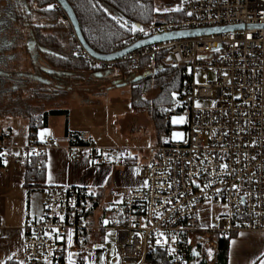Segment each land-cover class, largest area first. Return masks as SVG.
Instances as JSON below:
<instances>
[{
  "label": "built area",
  "instance_id": "built-area-1",
  "mask_svg": "<svg viewBox=\"0 0 264 264\" xmlns=\"http://www.w3.org/2000/svg\"><path fill=\"white\" fill-rule=\"evenodd\" d=\"M176 12L181 17L141 28L134 43L177 31L242 28L97 62L109 71L163 56V65L184 67L179 104L165 114L169 124L174 115L186 116L183 137H163L150 151L155 161L141 172L144 186L118 203L101 206L87 187H46L43 214L23 226V255L5 264H68L69 252L75 264H160L159 252L170 264H214L218 238L264 233V0H180ZM202 73L216 79L201 83ZM55 144L45 133L22 147L4 143L0 162L11 160L17 149L15 167L28 157L40 174L46 150ZM68 150L76 159L95 160L100 149L88 139L86 146ZM109 232L117 255L112 263L106 254Z\"/></svg>",
  "mask_w": 264,
  "mask_h": 264
},
{
  "label": "rangeland",
  "instance_id": "rangeland-1",
  "mask_svg": "<svg viewBox=\"0 0 264 264\" xmlns=\"http://www.w3.org/2000/svg\"><path fill=\"white\" fill-rule=\"evenodd\" d=\"M54 2L52 4H43L49 11V19L44 17L42 19L41 14L34 16V21L37 23L49 21L48 24L50 26H63L64 21L61 19L55 20L51 17L54 9H60L55 0ZM152 2L154 3L152 7L156 8L159 13L164 14L168 11L166 6L177 2V0H152ZM0 7L4 9L7 7L4 0H0ZM49 7L54 8L50 9ZM70 27L73 31L72 26ZM48 32L55 33L59 39L62 38V30L53 31L50 29ZM60 42L61 44L63 43L62 40ZM77 47L81 49L82 54L85 55V59L96 67L97 72L95 74L91 72L92 70H87L85 72L76 71L68 75L67 78L62 77L60 72H62L64 67L61 65L58 66L54 58H52L55 60L54 64L58 66L55 70L51 66L48 67L43 59L39 60L40 53L38 51L34 52V55L39 54L34 65V60H31V57L27 55L26 49L19 48L21 51L19 52V49L17 50L19 53L17 52L16 60L14 56L9 58L8 62H6L5 70L31 74L36 77L33 78L34 80L42 82L43 85L40 82L34 83L32 81L24 88L19 87L9 97H4L5 99L0 102V104L4 102V105L0 106V115L2 109L5 110L4 107L10 111L9 115H14L15 113L13 112L18 109H21L22 113L25 114L28 112L26 108L30 107L32 112L35 111L33 114L35 118H38L45 110H68L69 114L67 116H50L48 126L41 127L38 136L41 133L50 134L58 138L59 141H62L64 138L63 134H65L68 128L69 131H79L87 138L91 136V138L96 140L97 144L107 142V171L111 169L112 175L107 182V202L104 201V203L110 205L120 202L123 196L130 192H128V186L118 185L124 180L126 171L130 170L133 178L138 179L141 172L155 161V155L149 153V151L156 147L161 135L157 122L154 120L153 114H151L155 106L152 99L158 94V91L149 90L147 93L139 96L137 101L149 100L148 105H141V102H138L136 105L138 107H133L134 95L132 94L131 84L137 78L135 76L122 78L116 73L112 74L107 71L106 64L101 66L97 62L98 60L88 57L80 45ZM7 49L9 50V46ZM8 50L6 58L13 53ZM68 50L67 46L64 51L67 52ZM48 63L51 64L53 62L48 61ZM44 66L51 69L53 74H42L41 69H44ZM58 73L61 74L60 80L55 78ZM204 74L202 73L197 77L201 83L216 79L214 73H209L208 78H204ZM150 80L148 79L146 82ZM146 82L142 80L137 86L140 88ZM39 85H42L44 91L40 90L37 93L36 88ZM6 87H8L7 84ZM184 125L170 124V133L173 139H175L173 133L181 132L180 129ZM9 130L11 132V144H9L11 146L14 143H16L15 146L21 147L27 144L29 128L28 120L25 117L3 118L0 121V135L2 132ZM12 151L15 154L20 153L17 149ZM22 152L24 153V151ZM13 160L12 158L9 162L12 163ZM37 192L40 193V191ZM0 206L4 208L6 215L16 223H20L21 220L26 219V203L24 198H20L19 195L7 198L4 205L0 203ZM223 211L224 208L221 206L220 212ZM114 242L115 235L113 232H109L106 236V254L110 263L117 257Z\"/></svg>",
  "mask_w": 264,
  "mask_h": 264
},
{
  "label": "trees",
  "instance_id": "trees-1",
  "mask_svg": "<svg viewBox=\"0 0 264 264\" xmlns=\"http://www.w3.org/2000/svg\"><path fill=\"white\" fill-rule=\"evenodd\" d=\"M79 22L82 35L86 43L99 54H112L117 51L123 50L134 43V36L140 31L141 28H146L148 25L154 22L170 21L181 17L176 12V7L180 0L173 2L166 6L168 11L159 13L156 8H153L154 4L152 0H67ZM54 3L53 0H47L44 4ZM28 9L16 3L13 7L11 17L9 13L5 16L6 26L0 32V42L6 41L3 47H0V71L4 74H0V102L9 97L19 87H26L32 81L34 83L39 82L34 80L28 73L19 74L20 72L14 71L13 77L5 74L11 73V71L5 70L6 62H8L9 56L6 58L7 47L12 51V56L16 60L17 50L19 48L26 49L27 55L31 56L28 42L35 43L38 52L40 53V59H43L46 64L52 67L53 70L58 66H63L62 77L67 78L68 75L74 72H85L92 70L95 74L97 72L96 67L85 59V55L77 46L79 45L73 31L69 25L68 19L64 12L60 9H54L52 18L55 20L61 19L64 21L63 26H50L48 22L37 23L34 21V16L42 14V19L48 18V9L46 6L41 5L38 8H34L33 5H27ZM105 9L107 11H105ZM8 12V11H7ZM10 12V11H9ZM113 16L116 19H113ZM49 19V18H48ZM124 24V27H121ZM138 25L139 28L133 30L132 26ZM50 29L53 31L62 30V38L59 39L55 33L48 32ZM59 34V33H58ZM10 39V40H9ZM60 40L63 41L61 44ZM10 41V42H9ZM12 43V44H11ZM67 43L68 51L65 45ZM6 48V49H5ZM19 49V52L21 51ZM8 50V51H9ZM18 52V53H19ZM10 54V53H8ZM39 54L37 55V57ZM162 57L159 56L155 59H145L138 67H134L130 64H117L112 67L109 72L116 73L120 77L135 76L137 79L131 84L132 94L134 95L133 107L137 108V103L141 102V105H148L149 100L137 101L140 95L147 93L149 90H156L158 94L152 99L154 101L153 114L154 120L157 122L161 135H167L170 133V124L166 121L165 114L167 110L174 105H177L176 100L180 101L179 96L182 91L183 83L185 80V68H173L162 64ZM57 65L54 64L55 60ZM48 61L53 63L49 64ZM36 64V61H33ZM45 70L51 69L44 66ZM36 70V68H35ZM108 71V70H107ZM17 72V73H16ZM42 74H49V72L41 69ZM151 79L149 82L146 80ZM145 81L142 87L137 85L141 81ZM42 83V82H40ZM6 84L8 87H6ZM43 85V83H42ZM42 85L36 88L38 93L40 90L44 91ZM45 85V84H44ZM173 93H176V97H173ZM49 98V97H48ZM0 104V106H3ZM0 115V121L3 118L9 117H25L28 120L29 136L28 140L38 139L39 130L41 127H47L50 116H63L68 115V110H50L43 111L38 118L33 117L34 112L30 107L28 112L22 113L21 109L15 110L14 115H9L10 111L4 107ZM164 124H163V123ZM9 131L2 132L0 140L6 142L9 138ZM165 133V134H163ZM66 138L69 140L70 146H86L87 141L83 140L80 133L69 132L66 130ZM160 135V136H161ZM1 151V149H0ZM31 160L27 157L25 163L26 180L25 187L29 191L39 190L43 185L45 178L46 157L44 158V170L42 173L32 171L30 167ZM45 190V189H44ZM231 238H218L219 251L214 264H228L229 257V244ZM160 264H170L166 254L159 252Z\"/></svg>",
  "mask_w": 264,
  "mask_h": 264
},
{
  "label": "crops",
  "instance_id": "crops-1",
  "mask_svg": "<svg viewBox=\"0 0 264 264\" xmlns=\"http://www.w3.org/2000/svg\"><path fill=\"white\" fill-rule=\"evenodd\" d=\"M69 132L80 133L79 131ZM65 134H63L62 141L52 135L56 144L46 150L45 178L43 188L39 190L31 192L25 187V165L17 168L14 162H0V203L4 205L7 198L19 195L25 200L27 212L26 219L16 223L6 215L4 208L0 206V264L7 263L12 255L20 257L23 255V226L28 219L38 218L43 214L44 189L46 187H87L96 195L95 197L101 206H108L104 201L107 202V182L111 178L112 170L107 171V142L97 144L91 136L87 138L80 133L83 140L92 139L100 150L95 160L86 157L76 159L73 153L68 150L70 143ZM27 135L29 136V130ZM163 137L165 135L159 137L157 145L161 143ZM10 140L11 135L6 142L0 140V145L11 144ZM97 141L99 140L97 139ZM16 155L12 153V158L14 159ZM100 158L104 160L103 164L97 160ZM124 177V180L118 185L128 186V192L145 184L141 175L138 179L133 178L130 170L125 172ZM228 264H264V233L243 232L232 237L229 244Z\"/></svg>",
  "mask_w": 264,
  "mask_h": 264
},
{
  "label": "water",
  "instance_id": "water-1",
  "mask_svg": "<svg viewBox=\"0 0 264 264\" xmlns=\"http://www.w3.org/2000/svg\"><path fill=\"white\" fill-rule=\"evenodd\" d=\"M57 3L61 6L62 10L65 12L66 16L68 17L69 22L71 23V26L73 28L74 34L77 36L79 43L85 53L90 56L91 58L101 61V62H110L115 61L118 59L123 58L124 56L131 54L143 47L151 46V45H157L166 41H173V40H183V39H190V38H196L204 35L214 34L218 32H228V31H234L237 29L242 28V26L239 27H225V28H216V29H206V30H193V31H177L172 32L168 34H163L159 36H153L150 38H147L143 41L136 42L127 48L117 51L112 54H99L95 52L85 41L81 28L79 25V22L77 20V17L73 11V8L70 6L69 2L67 0H56ZM137 28L139 26L137 25Z\"/></svg>",
  "mask_w": 264,
  "mask_h": 264
},
{
  "label": "flooded vegetation",
  "instance_id": "flooded-vegetation-1",
  "mask_svg": "<svg viewBox=\"0 0 264 264\" xmlns=\"http://www.w3.org/2000/svg\"><path fill=\"white\" fill-rule=\"evenodd\" d=\"M5 2H6V4H7V7L4 9L3 7H0V32L3 30V28L6 26V23L5 22H7L6 21V18H5V16H7V13H9V18L11 17V11H12V9H13V7L14 6H16V3L17 4H19V5H21V6H24V7H26L27 9H28V7H27V5L29 4V5H33L34 6V8H38L37 6H41V5H43L44 3H46L47 2V0H4ZM54 1V0H53ZM56 1V0H55ZM55 3V2H54ZM50 4H52V3H50ZM56 4H58L57 3V1H56ZM59 5V4H58ZM50 8V7H49ZM54 7H52V8H50V9H53ZM58 8H60L61 10H62V8H61V6L59 5V7ZM57 9V8H56ZM8 11V12H7ZM10 11V12H9ZM63 11V10H62ZM67 19H68V17H67ZM68 22H69V20H68ZM8 24H10L9 22H7ZM69 24H70V26H71V23L69 22ZM73 35L75 36V38H76V40H77V42H78V44L80 45V43H79V40H78V38H77V36L73 33ZM5 42L6 41H1L0 42V44L3 46V44H5ZM12 44V43H11ZM28 46H29V48H30V54H31V60H36L37 59V55H34V52H37L38 50H37V48H36V45H35V43L34 42H32V41H29L28 42ZM81 46V45H80ZM12 57V55H10L9 56V58H11ZM90 57V56H89ZM44 71H47V72H49V74H53V71H50V70H45V69H43ZM0 74H4V72H2V71H0ZM19 74H22V73H19ZM5 75H7V76H11V77H13L15 74L14 73H7V74H5ZM22 75H24V74H22ZM32 78H36L35 76H32V75H30ZM55 78L57 79V80H60V78H61V74H56V76H55ZM40 82V81H39Z\"/></svg>",
  "mask_w": 264,
  "mask_h": 264
},
{
  "label": "snow or ice",
  "instance_id": "snow-or-ice-1",
  "mask_svg": "<svg viewBox=\"0 0 264 264\" xmlns=\"http://www.w3.org/2000/svg\"><path fill=\"white\" fill-rule=\"evenodd\" d=\"M179 10L180 9H177V11H179ZM105 11H107V10L105 9ZM189 15H191V13H189ZM113 19H116V17L113 16ZM121 27H124V24H121ZM132 28H133V30H135L137 28V26L136 25H133ZM139 30L140 31H143V29H139ZM225 75H227V73H225ZM175 95L176 94L173 93V97L174 98H175ZM175 102L177 104H179V101L178 100H176ZM200 106H201L200 103L197 102L196 103V107L199 108ZM171 123L174 124V125L185 124L186 123V116L185 115H179V114L178 115H174L172 117V119H171ZM43 135H44V133H41V136H43ZM173 136H174L175 139L179 140V139H181L183 137V133H181V132H175V133H173ZM222 167L226 168L227 165H222ZM50 179H51V177H50ZM168 202L171 203V201H168ZM61 219H63V217H61ZM104 223L107 224L108 221H104ZM159 235H163V234H159ZM173 239L175 240V237H173ZM71 243H72L71 235H69L68 244L71 245ZM157 243H160V241L158 240ZM98 247H100V246H98ZM211 254H212L211 253V250H209V256H211ZM74 255H75L74 253L69 252V254H68V264H75V261L73 260V256ZM20 264H23V262H20Z\"/></svg>",
  "mask_w": 264,
  "mask_h": 264
}]
</instances>
